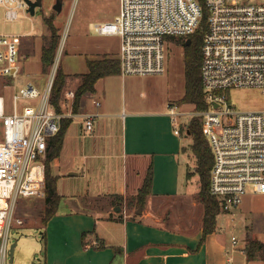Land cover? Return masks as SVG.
I'll use <instances>...</instances> for the list:
<instances>
[{
    "label": "built area",
    "instance_id": "2783aa9c",
    "mask_svg": "<svg viewBox=\"0 0 264 264\" xmlns=\"http://www.w3.org/2000/svg\"><path fill=\"white\" fill-rule=\"evenodd\" d=\"M5 16L15 19L26 0H0ZM208 28L202 44L201 77L209 106L193 113L201 116L203 130L214 154L210 190L221 201V211L237 207L248 187L264 192V109L223 107V89L231 86L264 88V0H205ZM202 16L200 0H122L114 19L97 21L101 34L120 37L122 74L160 73L166 70L168 39L188 36ZM59 55L44 88L27 82L8 104L0 93V264L9 252L8 232L20 196L46 195V159L49 139L61 127L64 116H74L75 90L68 89L62 110L51 102V89ZM20 40L0 33V75L20 71ZM21 99L25 102L20 104ZM96 105L101 103L92 98ZM217 102V104H216ZM69 107L68 109H66ZM177 104L170 105L180 133ZM85 129L91 131L98 111L82 112ZM16 222L23 219L15 217ZM264 248V237H262ZM247 236L231 235L227 264H237L235 251L246 253ZM41 259H43L41 257Z\"/></svg>",
    "mask_w": 264,
    "mask_h": 264
},
{
    "label": "crops",
    "instance_id": "0c3cea01",
    "mask_svg": "<svg viewBox=\"0 0 264 264\" xmlns=\"http://www.w3.org/2000/svg\"><path fill=\"white\" fill-rule=\"evenodd\" d=\"M105 54L119 56L104 51L96 57ZM65 70L69 80L71 71ZM87 70L88 65L77 73ZM136 76L142 75L116 72L97 80L93 97L101 103L96 110L86 109L85 100L77 114L84 138H79L70 123L60 154L51 162L52 173L60 177L78 173L75 159L69 172L53 171V161L60 166L63 154L75 157L83 153L85 158L102 156L110 161L120 157L123 168L125 160L132 157L138 172L133 187L124 170L116 173L108 167L100 171L98 161L84 162V175L92 177L97 171L95 184L68 193L57 186L61 199L45 224L49 244L43 264H227L231 238L219 222L203 236L204 204L197 197L199 186L183 177L185 136L174 130L171 98L164 105H154L149 99L137 97ZM101 78H108L110 85H101ZM140 91L146 93L145 89ZM84 111L102 115L91 131L85 129ZM150 164L151 192L143 205L130 206L127 199L138 192ZM71 169L77 170L71 173ZM98 196L107 200L98 205L94 202ZM71 198L76 200L74 206ZM234 255L237 264H264L263 256L249 258L239 250Z\"/></svg>",
    "mask_w": 264,
    "mask_h": 264
},
{
    "label": "rangeland",
    "instance_id": "374dc122",
    "mask_svg": "<svg viewBox=\"0 0 264 264\" xmlns=\"http://www.w3.org/2000/svg\"><path fill=\"white\" fill-rule=\"evenodd\" d=\"M122 0H63L62 8L56 9V0H42L41 5L36 6V11L32 13L27 7L19 9V16L9 19L5 16V7L0 3V33L12 34L20 40V71L16 75H0V93L3 92L8 104L12 103L13 93L27 82H34L39 87L44 88L47 84L49 74L53 69L55 57L59 55L62 46L58 67L62 66L71 74L69 80L63 88L62 99L66 97L68 89H74L79 85V73L87 67L86 58L102 55L104 51L119 53L120 37L117 34H101L96 31L95 23L114 19L120 11ZM46 16H52L54 24L59 28L60 43L53 62L48 66L47 71H43L40 58L41 46L45 37L50 34ZM166 70L160 73L137 74L134 85L137 87L135 94L137 97L149 99L154 105H164L171 98L172 104H177V109L184 111L178 115L180 128L184 130L192 115L201 118L192 102L181 101V96L185 91V71H184V44L175 38L168 39ZM58 69V68H57ZM101 78V85H110L111 82ZM110 87V86H109ZM145 89L146 93L140 90ZM222 92L227 99L223 102V107L230 106L241 110H260L264 109V88L259 86H231ZM95 90H88L82 96L81 102L86 100V109L96 110L98 106L92 102ZM61 99V100H62ZM25 102L21 99L20 104ZM67 107L66 109H68ZM79 110H83L80 108ZM102 115L96 118L101 119ZM79 120L81 116L74 115L72 125L76 129L79 138H84V131L80 128ZM118 126L116 127L117 132ZM97 131V129H96ZM184 144L187 150L182 151L183 177L186 180H193L199 186L198 174L194 172L195 158L189 148L192 140L191 136L183 131ZM118 136V134H117ZM1 138V132H0ZM89 147V145L87 146ZM75 157L63 154L61 164L57 166L53 161V171L62 170L69 172L71 161L75 159L78 166V173L64 174L58 176V188L63 192H79L86 185L93 187L96 180L97 171L92 177L84 175V162L90 164L91 161H98L97 170H106L111 167L114 172L121 173L124 170L133 187L132 180L137 176V169L133 166V158L125 160L123 168L122 158L114 157L103 160V157L85 158L83 153L75 154ZM71 157V158H70ZM74 162V161H72ZM77 170V169H71ZM58 189V190H59ZM45 196H20L15 208L14 220L8 232V248L11 243L16 241L13 260L8 252L6 263L10 264H32V260L38 256L45 257L47 245L49 244L48 232L45 239L41 232L43 226ZM99 197V196H98ZM71 198L72 205L76 200ZM95 199V203L105 202L106 197ZM82 201H80L81 203ZM86 203V202H85ZM84 202L85 206H87ZM89 206V205H88ZM20 217L23 222L18 223L15 217ZM220 228L227 231L229 237L233 233L239 236L264 237V192H254L248 187V192L243 195L240 204L229 211H220L218 214ZM45 243V246H44Z\"/></svg>",
    "mask_w": 264,
    "mask_h": 264
},
{
    "label": "trees",
    "instance_id": "16d2710c",
    "mask_svg": "<svg viewBox=\"0 0 264 264\" xmlns=\"http://www.w3.org/2000/svg\"><path fill=\"white\" fill-rule=\"evenodd\" d=\"M200 2L202 4V16L198 26L188 36L179 37V40L184 44L185 71V91L181 96V101L192 102L196 110H202L209 106L201 77L202 44L204 33L208 28V9L205 0H200ZM45 19L48 23L50 34L45 37V41L41 46L40 58L43 71H47L48 66L52 64L61 36L59 28L53 22V17L46 16ZM86 61L88 70L79 73L80 83L75 90L73 102L74 111H79L83 94L88 90H95L96 82L101 76L120 72V62L117 57H111L105 54L102 57H88ZM66 76L67 72L64 71L62 66L58 67L50 95L51 102L57 110H62L61 99ZM72 119V116H64L60 129L49 139L46 159V195L44 197L45 206L42 218L43 226L41 229L44 239L46 236L45 224L57 211L61 199V193L57 188L58 175L52 173L51 162L55 156L60 154L67 128ZM183 131L187 134L186 136H191L192 138L189 148L195 158L194 172L198 174L199 178L197 197L204 204L203 236H205L217 227L218 214L221 211L220 198L210 190V172L214 161V154L208 137L203 130L202 121L199 116L192 115L186 128L184 130L180 128V133L183 134ZM184 150H187L185 144L182 146V151ZM151 185L152 164L149 165L138 192L134 196L128 197L129 205L132 206L134 203L143 205L148 194L151 192ZM246 254L249 258L264 257L262 238L247 236ZM42 258L44 259V257Z\"/></svg>",
    "mask_w": 264,
    "mask_h": 264
},
{
    "label": "water",
    "instance_id": "95a60500",
    "mask_svg": "<svg viewBox=\"0 0 264 264\" xmlns=\"http://www.w3.org/2000/svg\"><path fill=\"white\" fill-rule=\"evenodd\" d=\"M28 3V10H30L32 13H34L36 11V6L37 5H41L42 4V0H26ZM62 4H63V0H56L54 6L56 9L60 10L62 8ZM189 40V38H188ZM217 104V102H216ZM71 173H75V170H71ZM117 208H120V206H118ZM17 244L16 241L12 242L10 245V249H9V253H10V258L11 260H13V254H14V249H15V245ZM32 264H43L42 263V259L40 256H38L36 259L32 260Z\"/></svg>",
    "mask_w": 264,
    "mask_h": 264
}]
</instances>
